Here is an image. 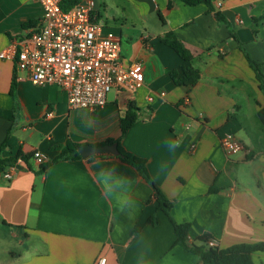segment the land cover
<instances>
[{
	"label": "crops",
	"instance_id": "crops-1",
	"mask_svg": "<svg viewBox=\"0 0 264 264\" xmlns=\"http://www.w3.org/2000/svg\"><path fill=\"white\" fill-rule=\"evenodd\" d=\"M93 1L96 21L120 40L122 64H142L143 86L113 90L93 113L71 110L61 89L37 87L15 73L12 60L0 59V158L30 156L11 180L0 175V264H200L175 244L169 218L190 224V246L208 247L206 236L222 249L264 242V141H249L243 124L258 119L264 126V93L244 56L264 73V0H213L225 22L203 4L180 0H114L120 11L109 0ZM41 15L35 0H0V52L28 36ZM169 32L193 55L191 63L165 45ZM181 67L199 71L194 86L174 83L169 72ZM130 104L138 119L121 138L119 121ZM226 133L246 153L225 154ZM116 139L146 161L172 202L169 218L150 183L118 156L60 160L44 172L32 160L35 151L48 163L67 143ZM241 163L251 166L255 189L240 186ZM252 261L264 264V253Z\"/></svg>",
	"mask_w": 264,
	"mask_h": 264
},
{
	"label": "built area",
	"instance_id": "built-area-1",
	"mask_svg": "<svg viewBox=\"0 0 264 264\" xmlns=\"http://www.w3.org/2000/svg\"><path fill=\"white\" fill-rule=\"evenodd\" d=\"M35 1L42 8L35 28L0 52V59L14 62L15 73H25L37 87H58L66 94L69 109L91 113L105 106L112 90L135 92L142 88V64H122L120 40L96 21L93 0L81 1L68 11L61 9L62 0ZM220 145L227 155L246 153L244 144L232 133L224 134ZM32 160L37 168L46 162L39 151L32 154ZM23 164L17 159L3 173L4 179L11 180ZM207 245L215 247L216 243L210 240ZM96 264H105V259Z\"/></svg>",
	"mask_w": 264,
	"mask_h": 264
},
{
	"label": "trees",
	"instance_id": "trees-1",
	"mask_svg": "<svg viewBox=\"0 0 264 264\" xmlns=\"http://www.w3.org/2000/svg\"><path fill=\"white\" fill-rule=\"evenodd\" d=\"M183 4L193 7L200 4H203L207 7L208 12H213L214 17L218 22H225V18L218 11H214L213 8V0H180ZM80 3V0H62L61 1V9L64 11H68L73 9L77 4ZM257 22V19H254ZM164 43L169 48H171L183 61V63H191L193 60V55L184 47L181 41L177 39L174 33L169 32L164 36ZM244 56L247 60V63L250 69L254 72L256 80L259 82V90L264 93V73L261 70V64L253 59L244 52ZM15 70V69H14ZM179 73H181V77H179ZM170 77L174 81V83L178 86L184 87H192L194 86L199 78V71L181 67V71H170ZM15 88V79L12 81V90ZM137 109L133 105L128 106V110L125 113V116L120 119V130H121V138L125 136L128 130L132 127V125L138 119L136 114ZM7 140V139H6ZM6 141H4L0 145V153L2 149L5 147ZM113 143L117 144V149L119 151L118 158L125 164L132 166L138 174L143 177L150 185L154 191V199L158 204V209L164 212V214L169 218V210L172 207V202L168 201L163 194L159 191L157 186L153 183L146 166V161L139 157H136L128 152H126L120 146V139L116 140H106L105 142L99 144V146L111 145ZM80 146L72 143H67L65 147L61 148L59 155L48 163L42 164L39 168L42 172L46 170V168L55 162L60 160H80L81 156L78 153V148ZM22 159L23 162H27L30 158L29 155H24L22 153H17L16 156L8 159L0 158V175L3 174L7 167L12 165L17 161V159ZM171 224L173 226L174 234L176 237L175 244L183 248L185 251L196 255L200 261V264H253L252 254L255 252L264 253V242L259 243H242L230 246L228 248H218L215 247H194L190 246L187 242V234L190 228V224L182 223L177 224L171 218H169ZM150 225L155 224V219L150 218L148 220ZM138 231V230H137ZM210 237L206 236L203 238L205 243L207 244L210 241Z\"/></svg>",
	"mask_w": 264,
	"mask_h": 264
},
{
	"label": "rangeland",
	"instance_id": "rangeland-1",
	"mask_svg": "<svg viewBox=\"0 0 264 264\" xmlns=\"http://www.w3.org/2000/svg\"><path fill=\"white\" fill-rule=\"evenodd\" d=\"M108 7L110 9H112L113 11H120L117 9V6L114 2V0H109L108 3H107ZM112 95H113V90L110 91L107 95V97L109 98V100H111L112 98ZM257 121V125H254L255 123H250V122H244L243 120V124L246 128V131L248 133V137L247 135L243 134L242 138H248L249 141H253V140H256V139H259V140H262L264 141V126H261L260 123H259V120L256 119ZM256 126V127H255ZM246 141V140H245ZM258 150V149H256ZM7 170V169H6ZM5 170V171H6ZM237 174H238V181H239V184L240 186H249V187H252L253 189L256 188V181L253 179L252 177V168L251 166H248V164H239V169L237 171Z\"/></svg>",
	"mask_w": 264,
	"mask_h": 264
},
{
	"label": "water",
	"instance_id": "water-1",
	"mask_svg": "<svg viewBox=\"0 0 264 264\" xmlns=\"http://www.w3.org/2000/svg\"><path fill=\"white\" fill-rule=\"evenodd\" d=\"M78 153L83 159H88L96 155H112L119 156V151L117 149V144L113 143L111 145L104 146H92V145H83L78 148Z\"/></svg>",
	"mask_w": 264,
	"mask_h": 264
}]
</instances>
